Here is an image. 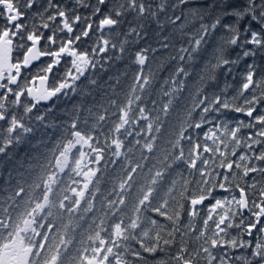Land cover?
I'll use <instances>...</instances> for the list:
<instances>
[{
  "label": "snow or ice",
  "instance_id": "6c2138e0",
  "mask_svg": "<svg viewBox=\"0 0 264 264\" xmlns=\"http://www.w3.org/2000/svg\"><path fill=\"white\" fill-rule=\"evenodd\" d=\"M114 62L124 69L104 81ZM221 70L238 78L231 96L227 80L207 91ZM153 83L165 118L182 104L180 131L127 206L144 166L129 154L146 160L155 147L160 109L141 103ZM97 92L107 102L85 109ZM25 144L32 153L17 159ZM106 154L113 166L125 158L126 175L98 210ZM6 164L0 264H264V0H0ZM97 211L73 248L79 220Z\"/></svg>",
  "mask_w": 264,
  "mask_h": 264
},
{
  "label": "trees",
  "instance_id": "16d2710c",
  "mask_svg": "<svg viewBox=\"0 0 264 264\" xmlns=\"http://www.w3.org/2000/svg\"><path fill=\"white\" fill-rule=\"evenodd\" d=\"M114 39H116L117 43H119L118 37H114ZM229 55L234 56L235 51L230 52ZM124 67H125L124 62H119V63L114 62L113 66L111 67L110 72L103 75V80L107 81L109 75H115L118 71L123 70ZM240 67L242 69L243 65H241ZM133 75H134V69L128 72L127 77H124L121 79L119 88L117 89L118 92L125 93V94L129 92V86L133 84ZM226 80L231 85V87L228 89V92H227L228 96H231L234 93L236 87L239 86L238 78L236 81H234L232 77L226 78L222 70L217 73L215 81L208 84L207 91L209 93L221 91L224 88ZM230 89H231V92H230ZM159 92H160V84L153 83L152 87L143 93L145 99L141 100V103L145 104L149 109H152L153 101L157 102L156 107L160 109L159 121L157 122L156 127L152 130V137L148 138L149 140H151L153 137L155 138L154 150L151 153L145 150L142 154L144 157H147V159L146 160L141 159V153L139 150H137L135 153L129 154L128 158L132 159L134 163L143 164L144 166L142 169H138L136 173L135 185L132 187V189L128 193L127 206H131V204L136 199L137 188L141 184L144 183V174L148 172L149 170H151L152 174L154 175L156 170L162 169L167 166L164 163V157L166 154H168V150L171 148V142L174 141L176 137L179 135L180 121L182 119L181 113L183 110L182 104H178L175 108H173L172 111L165 118L164 111L162 108L163 102L159 98ZM138 94H139V90H138ZM94 96H95V99H93L92 96H89L87 98V102L84 105L85 109H87L88 105H93V107L96 108L97 105L107 102L104 99L103 94L100 92L95 93ZM75 98H76V101L72 103H70V101H68V103L61 102L59 105L58 112L60 109L71 108L73 104L78 103L81 99L78 96ZM116 99L120 100L122 103L124 102L122 96H118L116 97ZM152 115L153 117H155L157 113L153 111ZM235 115H236L235 113L228 114L229 118ZM242 118L247 119V117H242ZM94 122H96L95 112L90 115L86 110L81 111L80 127L84 132H90L91 125ZM145 130H147L146 126H145ZM52 132H53L52 129L47 130V134L49 136L52 134ZM41 134H42L41 131H38L35 134L33 143H35V141L40 138ZM129 143H131V141H129ZM31 153H32V147L30 144L21 145L20 148L17 150V159L25 158L26 154L30 155ZM106 158H107V165L104 166L102 164L100 166L101 171L94 178V181L95 180L99 181L100 192L95 198V203H96V207L98 210L100 208V205L103 203L104 196L112 191L114 187V183H116L122 176L126 175L125 170L123 168V165L125 163V158L121 157L119 159V162H117L115 166H113L112 164V160L115 159V157H111V156H108V154H106ZM12 167H13V164H6L2 168H0V188L3 187V179L7 177L9 169ZM128 170H130V168ZM92 187H96L95 183L92 185ZM93 215H98V211L92 214L86 215L84 219L79 220L80 226L76 232L75 242L72 246L73 248L79 247L81 234L86 233L89 230V227L92 224Z\"/></svg>",
  "mask_w": 264,
  "mask_h": 264
},
{
  "label": "flooded vegetation",
  "instance_id": "af4514ba",
  "mask_svg": "<svg viewBox=\"0 0 264 264\" xmlns=\"http://www.w3.org/2000/svg\"><path fill=\"white\" fill-rule=\"evenodd\" d=\"M37 23H39V21H37ZM47 34V33H46Z\"/></svg>",
  "mask_w": 264,
  "mask_h": 264
}]
</instances>
